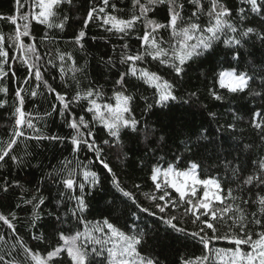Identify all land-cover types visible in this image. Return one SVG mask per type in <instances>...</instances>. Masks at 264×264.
<instances>
[{"label":"trees","instance_id":"trees-1","mask_svg":"<svg viewBox=\"0 0 264 264\" xmlns=\"http://www.w3.org/2000/svg\"><path fill=\"white\" fill-rule=\"evenodd\" d=\"M115 2L118 7L124 9L122 15L127 18L131 14L128 10L131 9L132 0H115ZM225 2L234 12L238 7H244L246 12L248 11V5L241 4L240 0H225ZM204 3L206 4L207 0H204ZM13 5L14 0H0V14L11 15ZM89 6V0H74L72 10L68 5H64L60 10L61 16L69 17L63 31L47 29L33 21L31 30L35 39H23L25 43L37 45V50L42 57L40 63L43 79L57 92L70 96L76 91V85L70 79L72 73L69 72L62 77L59 71L60 61L56 59V50L59 48L72 53L76 65L84 67L85 74H77L82 87L87 88L90 82L93 87L102 86L106 102L107 97L112 95L114 81L119 73L126 71L128 67L119 63L120 45L125 41L104 32L97 27L96 22H90L89 27L85 29L86 37L82 41L84 47L81 49L78 45H73L71 41L83 28V19L86 17ZM192 7L188 6L189 12ZM27 11L28 9L25 8L21 10V13ZM166 15L167 9L162 7L157 10L153 18L166 22ZM238 26L254 27L259 31L264 28V17L249 13L243 21L238 20ZM137 28L142 35V25L138 24ZM45 32L54 36L52 42L41 41ZM13 33V25L7 21H0V34L5 36L4 48L9 52V59L4 65L7 75L0 79V87L8 90L6 93L0 92V141L10 139V133L15 124L14 111L18 104L15 93L18 90H21L24 96L23 110L26 113H32L33 117H40L39 122L35 119L33 122L44 135L70 137L73 133L65 125L64 118L58 111L52 110L54 104L59 107V101L55 98L56 93L49 92L43 83L35 80L34 75L25 82L28 76L26 67L20 62V53L10 46L12 41L8 39ZM137 34L133 32L127 40L131 46L130 51L133 53L139 49ZM93 37L96 39L94 40ZM164 39H168L166 33ZM114 48L115 51H113ZM238 54L239 58L234 60L233 52L222 42H217L214 50L210 49L204 55L189 61L180 77H176L170 68L151 60L150 57L143 62H137V67L147 68L174 83V94L179 99L169 101L167 107L154 105L155 89L149 88L135 77H127L128 94L133 96V112L140 120L139 130L124 131L122 145L112 147L104 145V157L122 187L134 192L138 202L143 207L156 212L157 216L140 212L111 184V175L103 169L102 165L98 161H93L92 170L98 173L101 182L95 188L87 189L91 194L86 197L89 207L83 213L84 219L95 223L108 218L122 230L129 232L133 224H136L137 230L146 231L143 245L146 251L142 252V255L150 252L161 260V264H180V261L186 257L194 258L205 252L199 237L190 235L192 232H199L203 225L199 222L192 223V218L184 214V205H178L175 208L169 205L166 210L168 216L177 217L174 221L177 226L186 230L185 233L175 232L158 219L160 215L158 210L144 194L153 191L154 186L148 179V174L152 164L157 161L163 167H167L170 162L176 163V157H182L177 165L180 169L186 168L189 161H195L200 165L199 178H217L224 189L222 195H226L229 187L233 189L236 187L235 177L230 169L243 167V175L246 176L251 170V161L264 155V142L261 141L260 133L249 123L253 112L257 108H264V100L249 95V90L240 94H230L226 89L219 88L216 83V75L219 71L235 68L237 72H247L254 78L250 81L252 90H260V77L264 75V44L253 35L248 42H242ZM13 56L17 59H12ZM109 57H112L114 67L106 63ZM49 59L53 60L55 67L47 63ZM67 64H72V61H67ZM33 89L39 93L35 97L31 95ZM210 89L216 90L223 95L224 99L214 100L209 94ZM192 93L196 95L193 96ZM149 104H153V108L145 111ZM86 107V101L79 105L73 103L70 110L76 119L85 115V118L91 121V114H85L83 111ZM46 112L51 115L45 116ZM210 113H214L215 116H211ZM229 124L234 127L229 128ZM81 130L85 132L86 138L87 130L83 128ZM23 131L25 136L19 138V143L14 146L12 153L19 158L18 162L13 163L8 157L5 158L6 162H0V185L5 179L11 185L8 192L0 191V214L7 216L10 220L11 214H15L16 219L12 220V223L15 225L20 243L33 251H39L41 255H46L48 251L61 243L58 238L59 232L69 234L77 230L82 231L84 228V225L71 215L70 209L75 206V201L69 200L67 195L61 197L62 185L57 184L53 178L60 174L62 162L66 158H73L72 145L68 139L64 142L25 140V137L33 136L35 133L26 125L23 126ZM92 131L98 142L107 138L102 125H95ZM186 145L194 146L191 152L186 150ZM89 160H93V154L86 149L78 153L77 162L87 163ZM79 179L81 177L77 176L78 181ZM137 184L140 185L139 189L134 187ZM36 189H39V194L45 198V204L41 206V219L36 221L35 227H32L31 205H26L23 201L31 199ZM168 191L177 201L179 200L178 194L171 189ZM202 191L201 188V195ZM76 194H79L78 189ZM215 203L219 204V202ZM18 204L20 207H17ZM253 211L255 206L248 208L249 213ZM48 212H52L53 215L48 216ZM57 216L59 220L56 219ZM136 217L139 219L137 220ZM218 228L221 234L227 231L226 227L218 225ZM206 234L210 235V230L201 233V235ZM0 236H3L0 240V255H3L5 260L15 259L22 262L24 257L19 254L20 243H17L12 229H8L2 221H0ZM161 237H167L166 246L158 243ZM209 247L215 252L217 249H229L235 246L225 240H213ZM13 248L16 250L13 251ZM245 250H247L246 246ZM55 264H70L66 252L56 259ZM217 264L221 262L217 260Z\"/></svg>","mask_w":264,"mask_h":264},{"label":"snow or ice","instance_id":"snow-or-ice-1","mask_svg":"<svg viewBox=\"0 0 264 264\" xmlns=\"http://www.w3.org/2000/svg\"><path fill=\"white\" fill-rule=\"evenodd\" d=\"M240 3L248 5L247 12L244 7H238L234 12L225 0H207L206 4L204 0H132L131 9L128 10L131 14L125 18L122 15L124 9L118 7L115 0H98V2L89 0L90 6L83 19V28L73 37L71 43L78 45L81 49L84 47L82 41L86 37L85 29L89 27L90 22H96L97 27L103 29L104 32L125 41L120 45L119 63L128 67L126 71L119 73L118 78L114 81L112 95L107 97L106 102L102 86L93 87L90 82L87 88L82 87L77 74L84 75V67L76 65L72 53L59 48L56 50V59L60 61L59 71L62 77L69 72L72 73L70 79L74 81L76 91L70 96L57 92L43 79L42 64L40 63L42 57L37 50V45L25 43L23 39H35L31 30L33 21L47 29L63 31L69 17L61 16L60 10L64 5H68L72 10L74 0H14L13 13L11 15L0 14V21H7L14 26V33L8 39L12 41L10 46L20 53V62L26 67L28 76L25 78V82H28L29 78L34 75L35 80L43 83L49 92L56 93L55 98L59 101V107L54 104L52 110L59 112V115L64 118L65 125L73 133L70 137L44 135L33 122L34 119L39 122L40 117H33L32 113H26L23 110L24 96L21 94V90H18L15 93L18 100L14 111L15 124L10 133V139L0 141V162H6V157L10 158L13 163L18 162L19 158L12 153L14 146L19 143V138L25 136L23 131L25 125L35 133L33 136L25 137V140L64 142L65 139H68L72 145L73 158H66L62 162L60 174L53 178L57 184L62 185L61 197L67 195L69 200L75 201V206L70 209L71 215L84 225L82 231L77 230L69 234L63 231L59 232L58 238L61 243H58L46 255H41L39 251H33L20 243L15 225L12 223V220L16 219L15 214H11V220L0 214V221L8 229H12L13 236L17 243H20L19 254L24 257L21 262L15 259L5 260V257L0 255L2 264H55L56 259L65 252L70 264H161V260L150 252L147 255H142V252L146 251L143 247L146 231L137 230L136 224H133L132 230L129 232L122 230L108 218L95 223L84 219L83 213L89 207L86 197L91 194L87 189L95 188L101 182L98 173L92 170L93 161H98L102 165L103 169L111 175V184L140 212L147 213L149 216H157L156 212L143 207L138 202L134 192L122 187L104 157V145L109 147L122 145L124 131L137 132L139 130L140 120L133 112V96L128 94L127 77H135L149 88H154V105L167 107L169 101L179 99L174 94V83L147 68L137 67V62H143L150 57L151 60L158 61L161 65L170 68L176 77H180L189 61L204 55L210 49L214 50V45L217 42H222L233 52L234 60L239 58L238 49L242 42H248L253 35L264 44V28L258 31L254 27L238 26V20L243 21L249 13L264 17V2L262 0H240ZM189 5L193 6L190 12L188 11ZM162 7L167 9L166 22L153 18L157 10ZM25 8L28 11L21 13V10ZM21 21H23L22 24ZM138 24L142 25V35L139 34ZM133 32L138 33L136 39L139 41V49L134 53L130 51L131 46L127 43ZM165 33L168 35L167 40L164 39ZM93 39L96 38L93 37ZM45 40L52 42L54 36L45 32L41 41ZM4 42L5 36L0 34V79L7 75L4 65L9 59V52L5 50ZM11 58L17 59L15 56ZM67 61H72V64H67ZM47 63L53 67L56 66L52 59H49ZM106 63L115 66L112 57H109ZM13 76H15L14 72ZM260 79V90L257 91L250 88V81H253L254 78L247 72H237L233 68L221 70L216 75V83L219 88L226 89L228 93L240 94L249 90V95L264 100V75ZM7 91L6 88L0 87V92L6 93ZM38 94L35 89L31 92L34 97ZM209 94L214 100L224 99L223 95L214 89H210ZM192 95L195 96L196 93H192ZM85 101L87 107L83 111L85 114H91V121L87 120L85 115L76 119L70 110L73 103L79 105ZM154 105H147L145 111H150ZM47 115H51V113L46 112L45 116ZM210 115L215 116L214 113H210ZM249 123L254 130L260 133L261 141L264 142V108H257ZM97 124L102 125V130L107 136L100 142L95 139L92 131V128ZM228 127L232 128L234 125L229 124ZM82 128L87 130L86 138ZM192 147L194 146L186 145V150L191 152ZM85 149L93 154V160H89L87 163L77 162L78 153ZM181 160L182 157L178 156L176 163L170 162L167 167H163L159 161L153 163L148 179L154 188L151 193L144 194L158 210L160 214L158 219L173 231L185 233L186 230L178 227L174 222L177 220L176 216L167 215L166 210L169 205L173 208L184 205V214L192 218V223L199 222L203 225L199 232H192L190 235L199 237L205 252L194 258L186 257L180 261V264H217V260L221 264H264V155L251 161V170L246 176L243 175V167L230 169L235 177L236 187L235 189L229 187L226 195H222L224 189L217 178H199L200 165L197 162L189 161L186 168L180 169L177 165ZM141 163L143 164V161ZM77 176L81 177L79 181ZM10 187L11 185L5 179L0 185V191L6 193ZM134 187L139 189L140 185L137 184ZM201 188L202 195L200 194ZM76 189L79 194H76ZM168 189H172L178 194V201ZM39 192L40 190L36 189L31 199L23 201L24 204L31 205L30 224L32 227H35L36 221L41 219V206L45 204V198ZM158 193L159 195H157ZM215 202H219V204ZM253 206H255V211L249 213L248 208ZM17 207L20 205L18 204ZM47 215L52 216L53 213L48 212ZM133 215L136 216L135 213ZM56 219L59 220V216ZM136 219L138 220L139 217ZM218 225L226 227L227 231L221 234ZM206 230H210L211 234L201 235V233H206ZM2 239L3 236H0V240ZM166 239L167 237H161L158 243L161 246H166ZM213 240H225L235 247L217 249L213 252L209 247ZM245 246L247 250H245ZM15 250L13 248V251Z\"/></svg>","mask_w":264,"mask_h":264},{"label":"rangeland","instance_id":"rangeland-1","mask_svg":"<svg viewBox=\"0 0 264 264\" xmlns=\"http://www.w3.org/2000/svg\"><path fill=\"white\" fill-rule=\"evenodd\" d=\"M172 190V189H171ZM172 191H174V190H172ZM213 191H214V189H213Z\"/></svg>","mask_w":264,"mask_h":264}]
</instances>
